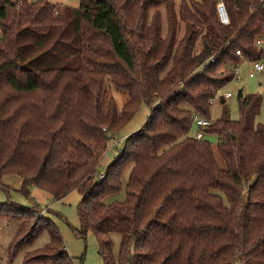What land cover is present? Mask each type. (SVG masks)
Masks as SVG:
<instances>
[{"label":"trees","instance_id":"trees-1","mask_svg":"<svg viewBox=\"0 0 264 264\" xmlns=\"http://www.w3.org/2000/svg\"><path fill=\"white\" fill-rule=\"evenodd\" d=\"M6 1L0 186L17 175L24 194L33 186L56 200L80 188L79 233L93 234L103 264H264L261 95L241 93L237 121L223 110L206 131L216 145L191 136L194 116L210 118L214 91L234 79L236 51L261 58L264 0H221L226 25L219 0H79L70 11ZM109 87L127 95L121 109ZM142 104L151 108L145 123L102 174L110 140ZM11 213L29 234L9 246V261L46 231L48 243L23 264L82 262L53 222H33L35 206Z\"/></svg>","mask_w":264,"mask_h":264},{"label":"rangeland","instance_id":"rangeland-1","mask_svg":"<svg viewBox=\"0 0 264 264\" xmlns=\"http://www.w3.org/2000/svg\"><path fill=\"white\" fill-rule=\"evenodd\" d=\"M56 8L59 6L68 11L74 10L79 6V0H47ZM181 0H175L178 4ZM260 38V37H259ZM264 41V35H263ZM262 50L260 58L264 65V44L257 47ZM232 65H226L225 69H231ZM249 61L242 60L236 73L238 79H233L228 83L224 90L230 92L232 97L225 100V104L220 100L216 101L211 107L210 117L212 120L220 118L224 109L228 110L229 119L237 121L240 119L239 98L237 93L241 90L243 96L247 94H260L262 97L261 107L256 117L257 123L264 128V70L257 74L253 79L249 78ZM108 97L114 98L119 109L127 100V95L117 93L109 87L107 90ZM151 108L142 104L132 119L121 130L115 133L113 139L108 144V150L105 157L100 163V172L105 174L107 167L114 161L118 160L124 150L125 141L133 134L138 132L147 116L150 114ZM204 140L211 145L217 144V139L212 135H205ZM130 169L124 174V180L127 179ZM81 189L70 192L62 199L56 200L49 193L36 187H29L28 194L22 192V179L17 175H6L1 179L0 186V207L7 205V208H0V264H23L25 256L40 253L44 246L48 243L49 235L46 231L42 232L31 245H24L19 254L9 261V246L17 242L23 236H28L29 229L19 231L18 227L26 221H17L10 217L11 212L18 209H30L34 206L39 214L34 217L33 222H42L47 219L53 222L63 239L68 255L73 258H81L82 262L76 260V264H103L98 253V245L92 233L88 232L85 238L80 235L81 226L78 219V207L82 199ZM125 198L124 192L119 193L110 201H122ZM10 214V215H9ZM28 240V239H27ZM120 236L112 235L113 254L118 253ZM10 251V250H9Z\"/></svg>","mask_w":264,"mask_h":264},{"label":"built area","instance_id":"built-area-1","mask_svg":"<svg viewBox=\"0 0 264 264\" xmlns=\"http://www.w3.org/2000/svg\"><path fill=\"white\" fill-rule=\"evenodd\" d=\"M23 1L24 0H18V1L7 0L6 2L8 4H13L18 9ZM27 1L35 2L37 0H27ZM7 3H6V5H7ZM216 11H217L220 22L223 25L228 24V22H229L228 16H227V13L225 10V6L221 0H219L218 3L216 4ZM263 44H264L263 37L257 38L255 40V45L257 47H261ZM236 54L242 59V54L240 53L239 50L236 51ZM210 61L213 62L214 59H211ZM249 66H250L249 71H248L249 78H254L257 74L263 72V70H264V65L260 59L250 60ZM236 70L237 69H235V71H234V79H238V75L236 73ZM231 97H232L231 93L226 92L224 90V88L217 89L214 91L213 97L209 100V104L211 106H213V104L216 101H218V100L225 101L226 99H229ZM214 122L215 121L212 120L211 117L210 118H202L200 116H194L193 121H192V131H193V128H194V131L192 132L191 136L193 138H195L196 140L204 139L205 135H207L206 134L207 128H209Z\"/></svg>","mask_w":264,"mask_h":264},{"label":"water","instance_id":"water-1","mask_svg":"<svg viewBox=\"0 0 264 264\" xmlns=\"http://www.w3.org/2000/svg\"><path fill=\"white\" fill-rule=\"evenodd\" d=\"M237 97H238V98L241 97V90L238 91V93H237Z\"/></svg>","mask_w":264,"mask_h":264},{"label":"crops","instance_id":"crops-1","mask_svg":"<svg viewBox=\"0 0 264 264\" xmlns=\"http://www.w3.org/2000/svg\"><path fill=\"white\" fill-rule=\"evenodd\" d=\"M242 60H244V59H241V61H242ZM238 66H239V65H238ZM237 68H238V67H237ZM251 79H253V78H251ZM220 102H221V103H223V102L225 103V101H223V100H221ZM193 131H194V128H193ZM193 131H192V132H193Z\"/></svg>","mask_w":264,"mask_h":264}]
</instances>
